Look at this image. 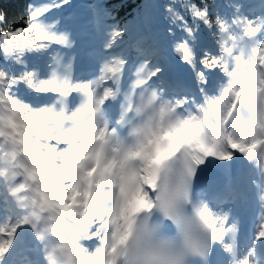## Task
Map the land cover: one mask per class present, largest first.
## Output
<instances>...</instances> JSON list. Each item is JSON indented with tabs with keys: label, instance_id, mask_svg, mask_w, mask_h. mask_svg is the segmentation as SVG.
Listing matches in <instances>:
<instances>
[{
	"label": "snow or ice",
	"instance_id": "1",
	"mask_svg": "<svg viewBox=\"0 0 264 264\" xmlns=\"http://www.w3.org/2000/svg\"><path fill=\"white\" fill-rule=\"evenodd\" d=\"M177 2L163 5L169 49L137 40L134 58L127 28L97 13L91 80L71 74L60 49L74 42L49 15L70 0H31L26 27L0 11V264L29 233L41 259L22 264H264V14L236 5L213 24ZM241 200L260 211L243 245L214 211Z\"/></svg>",
	"mask_w": 264,
	"mask_h": 264
},
{
	"label": "trees",
	"instance_id": "2",
	"mask_svg": "<svg viewBox=\"0 0 264 264\" xmlns=\"http://www.w3.org/2000/svg\"><path fill=\"white\" fill-rule=\"evenodd\" d=\"M210 1L211 0H192V2L196 3L198 6H208L210 13L209 18L213 22V24H215V11L210 5ZM109 2L111 3L115 18L120 19L119 23L117 24L121 25L123 21V23L128 26L132 24V22L126 20V17H135L138 9L145 13L148 0H109ZM169 2H171V0H160L164 19L167 23L168 21L166 19V13L164 12L163 5ZM182 2L183 0H178L177 7H179V3ZM120 5H123V7H120ZM180 10L183 11V9ZM0 11H3L7 14L9 23H15L17 27H26V25L21 24V20L25 19L24 0H0ZM184 15L188 19L189 23L192 24L193 22L190 13L184 12ZM196 24L202 25L199 21H197Z\"/></svg>",
	"mask_w": 264,
	"mask_h": 264
}]
</instances>
